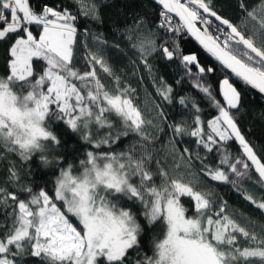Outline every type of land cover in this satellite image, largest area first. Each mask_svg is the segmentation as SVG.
I'll use <instances>...</instances> for the list:
<instances>
[{"label": "snow or ice", "instance_id": "6c2138e0", "mask_svg": "<svg viewBox=\"0 0 264 264\" xmlns=\"http://www.w3.org/2000/svg\"><path fill=\"white\" fill-rule=\"evenodd\" d=\"M155 2L158 22L140 16L130 25L114 22L122 31L119 40L113 31L110 41L88 23H103L100 9L111 7L109 0H72L74 8L63 0L36 6L0 0V43L8 46L0 76V160L8 153L25 162L38 156L58 169L49 190L7 164L0 180V264L29 258L37 264H264V225L245 220L213 190L231 186L264 216V152L240 127L245 95L231 82L234 77L264 98V0L251 6L237 0L238 24L214 10L212 0ZM185 36L225 70L216 89L204 80L215 69L182 50ZM125 50L133 54L134 74L144 70L155 89L143 108L137 88L106 54ZM155 59L183 70L174 85L194 79L196 95H180L156 75ZM198 96L217 114L203 119ZM165 104L187 110L189 119L170 120ZM54 123L92 147L78 167L49 160V147L60 145ZM183 137L194 138L196 148L181 151ZM124 138L131 139L123 150L111 147Z\"/></svg>", "mask_w": 264, "mask_h": 264}, {"label": "trees", "instance_id": "16d2710c", "mask_svg": "<svg viewBox=\"0 0 264 264\" xmlns=\"http://www.w3.org/2000/svg\"><path fill=\"white\" fill-rule=\"evenodd\" d=\"M60 0H30L32 6L43 5L47 3L49 5H56ZM64 4L75 7L72 0H63ZM249 6L257 4L258 0H246ZM112 4L111 7H101V18L103 23L97 24L93 21H89V27L93 30H99L104 32V34L111 41L113 40L112 32H116L115 39L119 40L121 30L113 28L114 22L128 21L130 25L132 23L133 16H140L145 18L146 23L151 24L157 21V14L160 7L155 5L149 0H109ZM212 6L220 15L225 18L230 19L233 23L238 24L239 10L237 8V0H212ZM83 22V21H81ZM34 34L39 31L36 26H33ZM82 41L88 40L87 36H81ZM180 46L185 54H196L198 61L202 66H210L215 69L213 73H209L204 80L213 86V89L218 87V81L223 79L225 76V70L222 69L219 64L213 60L207 53L201 51L195 46V44L188 38V36L183 37L180 40ZM7 44L0 43V76H3L6 71L5 59H6V48ZM109 62L111 63L113 69L120 75H122L132 87L137 88L136 97L143 108L145 106L146 100H148L149 93L155 96V89L150 85V78L146 76V72L142 69L138 70V74H134L133 67L130 63V58L133 54L127 50L125 52H108ZM156 75L162 76L169 84H173L174 89L180 95H196L197 90L192 87L194 79H189L184 77V82L181 85H174V81L180 76H183V70L177 68L175 63H169L165 60L155 59L152 61ZM195 71V69H193ZM104 80L107 81L108 78L105 76ZM234 85L244 93L245 95V108L242 110L239 117V123L242 131L246 135V138L256 146V151L258 153L264 152V98L260 94L255 92L249 86L243 85L242 82L235 78H232ZM202 96V94H200ZM200 106L203 109L202 118L210 119L216 115V110L208 105L205 100L200 99ZM157 103H161L159 99H156ZM165 111L168 113L170 120L175 122H180L181 120L189 119L186 114L187 110L182 109L180 106L167 105L165 104ZM51 130L56 134L60 140L59 146L49 147V160H58L60 163H72L74 166H79V160L84 158V154L93 150L90 145H86L76 134L72 133L67 129L62 123H54L51 125ZM170 134V133H169ZM162 140L166 141L167 137L163 134H159ZM131 138H124L118 145H112L111 147L116 150H123L125 145L129 143ZM180 139V144L178 147L182 151L184 147H188L190 150L195 149L196 145L193 142L194 138L183 137ZM160 141L157 142L156 147H160ZM107 145H102V149H107ZM238 146L232 143L231 149L233 152L237 150ZM96 151H100L97 149ZM203 155V152H201ZM215 157L210 154V162H215ZM12 162L21 171L23 177L24 173H32V175L27 176L28 181H35L38 186H44L46 184L47 189H52L56 175L53 172L56 171L58 174V169H56L55 163L44 165L38 156H33L29 161L25 162L17 153H8L5 159L0 160V180L5 177V169L7 164ZM164 163V161H162ZM167 163H169L167 161ZM155 168V165H152ZM247 187V184L245 185ZM38 190V189H37ZM219 197L227 200L229 205L239 212L244 214L245 220L251 218L257 222L258 225H264V216L261 215L259 210H256L248 202H245L234 190L231 189L229 185H217L213 189ZM182 202L185 206H190V202L187 198H183ZM0 219H3L0 217ZM159 227L155 228L153 232H150L149 237L158 234ZM24 264H37L35 258L26 259Z\"/></svg>", "mask_w": 264, "mask_h": 264}, {"label": "water", "instance_id": "95a60500", "mask_svg": "<svg viewBox=\"0 0 264 264\" xmlns=\"http://www.w3.org/2000/svg\"><path fill=\"white\" fill-rule=\"evenodd\" d=\"M149 1H151L152 3H154L155 5H157L158 7H160L156 2H155V0H149ZM178 19V18H177ZM188 38L195 44V46L197 47V48H199L201 51H203V52H205L203 49H202V47L198 44V42L197 41H195V39L194 38H192V37H190V36H188ZM206 53V52H205ZM208 54V53H207ZM209 56H210V54H208ZM211 57V56H210ZM213 60H215L213 57H211ZM217 62V61H216ZM218 63V62H217ZM234 78V77H233ZM236 79V78H235ZM250 87V86H249ZM251 88V87H250ZM255 92H257V90H254ZM258 93V92H257ZM259 94V93H258Z\"/></svg>", "mask_w": 264, "mask_h": 264}, {"label": "rangeland", "instance_id": "374dc122", "mask_svg": "<svg viewBox=\"0 0 264 264\" xmlns=\"http://www.w3.org/2000/svg\"><path fill=\"white\" fill-rule=\"evenodd\" d=\"M169 164L172 163L171 158L168 159ZM191 177H187V179H190Z\"/></svg>", "mask_w": 264, "mask_h": 264}]
</instances>
